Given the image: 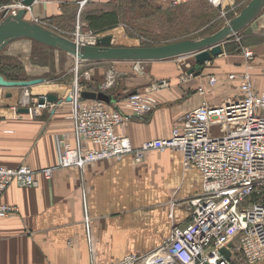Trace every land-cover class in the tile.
<instances>
[{
    "label": "crops",
    "instance_id": "crops-1",
    "mask_svg": "<svg viewBox=\"0 0 264 264\" xmlns=\"http://www.w3.org/2000/svg\"><path fill=\"white\" fill-rule=\"evenodd\" d=\"M249 1L221 0L220 6L229 11L238 5L243 9ZM118 8L116 0H36L25 19L43 26L54 23L66 37L78 21L87 36H95L93 42L86 44L95 45L98 38L112 36L115 45L116 36L123 37L126 26ZM111 11L118 15L116 26L102 31L89 27L87 19ZM238 34L255 40L245 42V47L254 54L249 72L255 86L264 90V9ZM34 44L46 47L28 39H17L0 55L16 57L25 70L24 77L28 76L29 80L44 79V82L27 88L31 99L50 96L51 101L44 108L36 109L33 118H29L27 111L23 112L27 107H17L24 91L18 87H0V164L8 167L24 164L40 170L57 163L63 140L74 144L73 123L68 118L72 112L69 100L72 87L65 77H43L49 70L35 64L34 57L28 55ZM21 52L23 56L19 57ZM222 54L219 56L223 58L221 62H216L214 57L200 75L189 76L182 82L174 78L169 86L155 91L157 107L141 119L130 120L122 129L133 147L167 137L173 121L202 101L216 105L236 94L235 87L225 81V75L246 69L245 57L241 51L228 55L225 48ZM164 68L161 66L158 72L167 73ZM209 75L218 78L214 87L207 84ZM149 84L150 79L143 80L131 91L143 90ZM202 84L205 86L203 95L197 92ZM187 85L196 92L187 93ZM108 93V107L119 109V102L126 94ZM153 156L168 169L160 187L153 186L149 172L144 185L143 171L131 155L120 160L89 163L81 170L59 168L50 180L37 176L39 184L36 188L9 186L0 202L15 206L17 213L0 218V264H109L125 255L145 253L159 245L168 235L172 223L187 219L181 204L190 196L193 186L200 190L201 180L196 170L183 169L181 158L174 151H149L139 164H150ZM179 174L181 182L177 184L174 180ZM173 205L175 216L171 221L169 213ZM85 216L89 217V230Z\"/></svg>",
    "mask_w": 264,
    "mask_h": 264
},
{
    "label": "built area",
    "instance_id": "built-area-1",
    "mask_svg": "<svg viewBox=\"0 0 264 264\" xmlns=\"http://www.w3.org/2000/svg\"><path fill=\"white\" fill-rule=\"evenodd\" d=\"M184 1L174 0L173 5ZM214 3L221 5V0ZM21 7V2L0 7V21ZM240 51L246 69L225 75V81L235 87L233 97L216 105L202 101L173 121L167 137L145 141L137 148L122 129L157 107L155 91L168 82L151 83L126 94L119 109H111L101 100L82 99V92L103 88L94 90L76 83L69 95L72 112L68 117L73 123L74 144L63 140L57 163L40 170L24 164H0V200L9 186L36 188L37 176L50 180L59 168L81 170L89 163L127 155L141 163L149 151L170 150L180 156L184 170H196L200 175V190L181 204L187 219L173 221L168 235L148 252L128 254L109 264H264V90L255 86L249 72L252 50L241 47ZM217 82L216 75L207 77L210 87ZM48 102L47 96L31 99L25 89L17 107H27L26 115L33 118L35 110ZM174 209L171 206V221ZM16 213L15 206L0 202V218ZM84 220L89 230V217ZM224 248L229 258L222 253Z\"/></svg>",
    "mask_w": 264,
    "mask_h": 264
},
{
    "label": "rangeland",
    "instance_id": "rangeland-1",
    "mask_svg": "<svg viewBox=\"0 0 264 264\" xmlns=\"http://www.w3.org/2000/svg\"><path fill=\"white\" fill-rule=\"evenodd\" d=\"M19 2L21 0H4V2H1L0 7H7L12 4L17 5ZM116 3L119 6L118 11H121L122 21L126 25L123 27V37L116 36L115 46L118 47L161 46L184 40H199L221 29L232 18L234 13L242 10L241 5H238V8L231 11L223 10L220 5H216L211 0H186L175 7L164 6L159 0H116ZM81 27L77 21L69 36L64 37L74 41L77 40V42L84 45L93 42L95 36H90L89 34L87 36ZM45 28L59 35L62 33L60 27H57L54 23L46 24ZM246 40L249 39H245L243 34L241 36L236 34L223 44V49L225 48L226 53L227 50H231L228 55L239 53L237 49L245 47ZM250 41L253 42L255 40L250 39ZM30 52L29 54L27 52V54H31L34 57L35 64L43 65L44 69L49 70V73H43L44 78L65 77L70 82L72 91L75 89L77 83L78 87L93 88L94 90H98L101 87L105 94L113 92V94L116 93V96L133 92L131 90L136 87V84L142 83L143 80L150 79L151 83L166 81L168 82L167 86L170 85V82L174 78L182 82V79L187 74L186 71L194 63L192 56H181L153 63L111 61L85 63L78 62L74 57L65 52L41 47L38 44H34ZM21 56H23V52L20 53L19 57ZM9 58V60L0 62V71L8 77H15L20 81H28L30 78L28 76L24 77L25 70L21 62L16 57ZM222 59L218 56L216 57V62H221ZM161 66H165L164 69L167 73L158 72ZM185 78L187 77L185 76ZM110 80H112V84L108 85ZM190 86L187 85L185 89L187 93L196 92ZM27 88L18 87V89L24 92ZM200 88L205 90V86L202 84L197 88L199 94ZM217 133H220V131L217 130ZM151 163L145 165L137 163V167H140L139 169L143 171L144 185L147 184L146 178L149 172L153 186L156 187L158 185L160 187L164 183L163 179L165 175L167 176L168 169L165 163L157 159L156 156L152 157ZM177 176L175 180L174 176L170 178L179 184L181 182V175ZM191 189V194H188L190 196L198 192V188L194 186ZM175 197L176 201H178L179 198L176 191ZM241 264L244 263L241 262Z\"/></svg>",
    "mask_w": 264,
    "mask_h": 264
},
{
    "label": "water",
    "instance_id": "water-1",
    "mask_svg": "<svg viewBox=\"0 0 264 264\" xmlns=\"http://www.w3.org/2000/svg\"><path fill=\"white\" fill-rule=\"evenodd\" d=\"M36 0H21V8L14 15L0 21V53L12 41L28 39L54 50L65 52L78 62H156L181 56H193L195 64L187 71L188 75L198 76L204 66L214 57L223 53V44L232 36L240 33L264 9V0H250L246 6L232 17L221 29L199 40H184L161 46L118 47L113 44L112 36L98 38L95 45H84L46 29L44 26L25 19V14ZM44 82L43 79L29 81H10L0 75V87H31ZM51 101V97H47ZM82 99L109 102L102 91L82 92ZM39 103H43L40 99ZM24 110L23 112H26ZM222 253L229 258L227 249Z\"/></svg>",
    "mask_w": 264,
    "mask_h": 264
},
{
    "label": "trees",
    "instance_id": "trees-1",
    "mask_svg": "<svg viewBox=\"0 0 264 264\" xmlns=\"http://www.w3.org/2000/svg\"><path fill=\"white\" fill-rule=\"evenodd\" d=\"M161 3L166 4L167 7H172V6H178V5H173V1L174 0H166L165 2H162L161 0H159ZM4 2V0L0 1ZM221 7V6H220ZM87 21L89 22V27L95 31H102L106 28H112L114 26H116L119 23V19H118V15L115 11H111V12H107V13H103L101 15L98 16H92L89 19H87ZM34 42V41H33ZM37 43V42H35ZM49 48V47H48ZM52 49V48H50ZM239 50V49H237ZM231 50H227V54L230 52ZM9 57H5L2 54L0 55V62L1 61H5V60H9ZM0 74L6 79V80H10V81H20L17 80L18 78L15 77H8L7 75H5L2 71H0Z\"/></svg>",
    "mask_w": 264,
    "mask_h": 264
},
{
    "label": "bare ground",
    "instance_id": "bare-ground-1",
    "mask_svg": "<svg viewBox=\"0 0 264 264\" xmlns=\"http://www.w3.org/2000/svg\"><path fill=\"white\" fill-rule=\"evenodd\" d=\"M214 2H217V0H214ZM228 40H229V39H228ZM228 40H227V41H228ZM227 41H226V42H227ZM226 42H225V43H226ZM225 43H224V44H225ZM239 51H240V50H239ZM221 55H222V54H221ZM192 57H193V56H192ZM217 57H218V56H217ZM208 63H209V62H208ZM194 64H195V61H194V63L192 64V67L194 66ZM192 67H191V68H192ZM204 67H205V66H204ZM189 69H190V68H189ZM189 69H188V70H189ZM188 70H187V71H188ZM187 71H186V72H187ZM200 74H201V73H200ZM185 76H186V77H189V76H193V75H188V74H186ZM185 76H184L183 79H185ZM181 79H182V78H181ZM111 84H112V80L109 81V84H108V85H111ZM69 100H70V99H69Z\"/></svg>",
    "mask_w": 264,
    "mask_h": 264
}]
</instances>
